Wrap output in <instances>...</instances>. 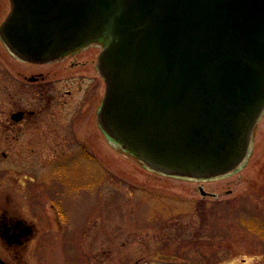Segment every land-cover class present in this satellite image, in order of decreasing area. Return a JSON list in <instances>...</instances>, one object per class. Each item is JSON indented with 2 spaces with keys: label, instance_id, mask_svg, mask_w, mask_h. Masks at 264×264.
Segmentation results:
<instances>
[{
  "label": "water",
  "instance_id": "water-1",
  "mask_svg": "<svg viewBox=\"0 0 264 264\" xmlns=\"http://www.w3.org/2000/svg\"><path fill=\"white\" fill-rule=\"evenodd\" d=\"M0 37L30 61L104 38L101 125L151 170L211 178L248 155L264 111V0H10Z\"/></svg>",
  "mask_w": 264,
  "mask_h": 264
},
{
  "label": "rangeland",
  "instance_id": "rangeland-1",
  "mask_svg": "<svg viewBox=\"0 0 264 264\" xmlns=\"http://www.w3.org/2000/svg\"><path fill=\"white\" fill-rule=\"evenodd\" d=\"M9 6L0 0V22ZM5 55L0 40V85ZM90 144L94 158H67L55 175L39 143L0 141V213L36 231L27 264H264V112L244 162L211 178L150 170L111 139Z\"/></svg>",
  "mask_w": 264,
  "mask_h": 264
},
{
  "label": "flooded vegetation",
  "instance_id": "flooded-vegetation-1",
  "mask_svg": "<svg viewBox=\"0 0 264 264\" xmlns=\"http://www.w3.org/2000/svg\"><path fill=\"white\" fill-rule=\"evenodd\" d=\"M9 11L10 6L0 24ZM0 40L6 50L0 85V141L39 143L43 164H49L55 175L66 168L67 158L69 163L77 156L94 158L93 140H103L107 147L109 137L99 119L106 91L99 56L106 40L91 39L43 61L24 59ZM35 233L34 226L17 212L3 209L0 258L6 264H13L15 258L27 264L26 253Z\"/></svg>",
  "mask_w": 264,
  "mask_h": 264
},
{
  "label": "trees",
  "instance_id": "trees-1",
  "mask_svg": "<svg viewBox=\"0 0 264 264\" xmlns=\"http://www.w3.org/2000/svg\"><path fill=\"white\" fill-rule=\"evenodd\" d=\"M252 217H254V216H252ZM252 220H253V218H252ZM253 221H254V220H253ZM253 221H252V222H253Z\"/></svg>",
  "mask_w": 264,
  "mask_h": 264
}]
</instances>
